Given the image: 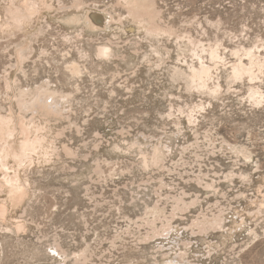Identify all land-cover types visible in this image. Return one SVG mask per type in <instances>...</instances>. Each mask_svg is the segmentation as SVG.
<instances>
[{
  "label": "rangeland",
  "instance_id": "rangeland-1",
  "mask_svg": "<svg viewBox=\"0 0 264 264\" xmlns=\"http://www.w3.org/2000/svg\"><path fill=\"white\" fill-rule=\"evenodd\" d=\"M15 1L0 116L46 138L0 168V264H264V0H47L33 17Z\"/></svg>",
  "mask_w": 264,
  "mask_h": 264
},
{
  "label": "bare ground",
  "instance_id": "bare-ground-1",
  "mask_svg": "<svg viewBox=\"0 0 264 264\" xmlns=\"http://www.w3.org/2000/svg\"><path fill=\"white\" fill-rule=\"evenodd\" d=\"M7 1V0H6ZM15 0H11V4H10V9L9 11L12 12V14L15 12L13 10V4H14ZM17 2V1H15ZM132 3H136L137 0H132ZM48 3L47 0H22L21 1V6L18 7L19 10L20 9H24L25 11H31L30 13H32L30 16H32L34 13L36 14V10L39 9L38 7H41L40 5ZM47 6V5H46ZM43 7V6H42ZM40 10V9H39ZM23 12V11H22ZM45 12V11H44ZM29 13V14H30ZM139 13V12H138ZM39 14V13H38ZM10 15V14H8ZM15 15V14H14ZM13 15V18L16 19L20 25H24L25 24V20L27 19V17L23 14L21 16H17ZM11 16V15H10ZM1 17V16H0ZM12 17V16H11ZM33 17V16H32ZM8 18V17H7ZM31 18V17H30ZM36 18V17H35ZM3 19V16H2ZM2 19L0 18V24ZM89 19L92 22L93 26H100L103 23V19L104 16L96 13L95 11H90L89 12ZM39 20V19H38ZM28 21V20H27ZM26 21V22H27ZM4 23V22H3ZM10 23V22H9ZM8 23V24H9ZM29 23V22H28ZM110 23V22H109ZM7 24V25H8ZM12 24V23H11ZM214 53V52H213ZM212 53V54H213ZM217 53V52H215ZM250 53V52H249ZM253 53V51H252ZM100 54L101 55H108V49L103 48L100 50ZM217 54H220L219 52ZM217 54H215V56L217 57ZM254 54V53H253ZM213 58V55H212ZM254 59V58H253ZM258 59V58H257ZM259 60V59H258ZM262 61V60H261ZM242 64V63H241ZM246 64V63H245ZM264 64V63H263ZM240 65V64H239ZM248 66V65H247ZM244 66L243 67H234L233 70H235V76L240 77L241 75L245 74V73H249L251 78L254 76V72L252 70V68L249 66ZM209 69L208 66H203V68L200 69H196L194 68V76L199 77V79L204 80L203 77L206 76L209 73ZM255 71V70H254ZM193 72V71H192ZM211 74V73H210ZM193 76V77H194ZM209 78V77H208ZM193 79V78H192ZM195 80V79H194ZM193 80V81H194ZM199 81V80H198ZM202 82V81H201ZM203 84V83H202ZM204 85V84H203ZM255 89V88H254ZM43 90V89H42ZM252 90V89H251ZM23 91V90H22ZM47 91V93L49 95H51L53 97V102L52 103H48L46 101V99L43 98L44 92ZM45 91H38L39 96L37 99H35L32 102V106L33 105H38L39 108H41V110L44 112V114H46L47 116L49 114H54L57 106H58V102L60 104V101H57L56 99V92L52 91V90H45ZM254 91V90H253ZM256 91V90H255ZM20 93V92H19ZM22 93V92H21ZM24 93V92H23ZM255 95V92H254ZM28 96V95H26ZM46 96V95H44ZM23 97V96H22ZM48 97V96H46ZM23 99V98H22ZM25 99V98H24ZM25 101V100H24ZM32 101V100H31ZM30 101V103H31ZM21 102V101H20ZM29 103V104H30ZM34 103V104H33ZM49 104V105H47ZM26 105V102H25ZM53 105H56V107H54ZM23 106V105H22ZM28 106V105H27ZM26 106V107H27ZM60 106V105H59ZM28 108V107H27ZM60 108V107H59ZM34 110V109H33ZM36 111V110H34ZM59 110L57 109V112ZM32 112V111H31ZM1 113V112H0ZM3 113V112H2ZM10 114V113H9ZM14 114V113H13ZM37 115V114H36ZM52 116V115H50ZM56 116V115H55ZM17 117V116H16ZM40 117V116H39ZM21 118V117H20ZM19 118V119H20ZM42 118V117H41ZM34 121V120H33ZM32 121V122H33ZM49 123V121H47ZM18 124V125H17ZM6 128V140L4 143H2V145L0 146V168H2V170H4L6 172V174H8V172H10V163H9V158L10 157H14L15 160L17 162H24L26 160H30L32 158V156L37 153L39 151V149L43 146L44 144V140L46 138V136L43 133V127L40 125H35L30 127V125H28L24 119H20L19 121H17L16 123V119L14 118L13 115L11 116H0V128L4 129ZM15 132H19V143H17V140L15 138H12L15 134ZM17 136V135H16ZM18 144V149H16V145ZM68 149V148H67ZM154 158H156L155 161H157V159L162 158L161 157V151L157 148L154 152ZM153 160V159H152ZM160 160V159H159ZM10 174V173H9ZM9 183H11L12 185V190L10 191V198L14 201L17 200L18 198H22L21 196H23V194H25V190L26 187L24 185V183L21 180V177L19 175H13V176H9ZM24 181V180H23ZM162 184V183H161ZM161 194V193H160ZM26 195V194H25ZM28 195V194H27ZM169 196V195H168ZM167 196V197H168ZM27 197V196H26ZM163 197V195L161 196ZM166 197V198H167ZM24 198V197H23ZM162 199V198H161ZM23 201V200H22ZM162 201V200H161ZM14 204V203H13ZM19 204H21V202H19ZM16 204V205H19ZM12 205V204H11ZM163 207V206H162ZM164 209V208H163ZM9 211H10V205L8 203L7 200H0V219L1 220H6L8 219L9 216ZM160 211V210H159ZM13 212V211H12ZM156 212V210H155ZM154 212V213H155ZM13 214V213H12ZM158 214V213H157ZM22 216V215H21ZM157 219V218H156ZM217 222V220H215ZM154 222V221H153ZM6 223V221H5ZM4 223V224H5ZM23 223V222H22ZM26 223V222H25ZM8 225V224H7ZM22 226V224H18V227L20 228ZM169 227V226H168ZM5 245V244H4ZM53 249V248H52ZM66 252V251H65ZM82 252V251H81ZM85 252V251H84ZM88 253V251L86 252V254ZM9 256V255H8ZM81 256V255H80ZM83 256V255H82ZM81 256V257H82ZM87 257V256H86ZM75 258V257H74ZM77 258L79 259V255L78 257L76 256V260ZM88 258V257H87ZM56 259V258H55ZM64 259V257H63ZM66 259V258H65ZM81 259V258H80ZM79 259V260H80ZM83 259V258H82ZM76 261V264H82V261ZM55 261V260H54ZM86 262L88 260H85ZM84 261V264H86V262ZM53 262V259H52ZM57 262V261H55ZM54 262V263H55ZM75 262V261H74ZM56 264V263H55ZM75 264V263H74Z\"/></svg>",
  "mask_w": 264,
  "mask_h": 264
}]
</instances>
